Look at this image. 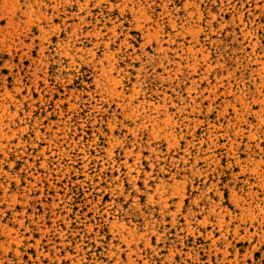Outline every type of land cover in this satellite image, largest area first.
Listing matches in <instances>:
<instances>
[{
	"label": "rangeland",
	"instance_id": "obj_1",
	"mask_svg": "<svg viewBox=\"0 0 264 264\" xmlns=\"http://www.w3.org/2000/svg\"><path fill=\"white\" fill-rule=\"evenodd\" d=\"M0 264H264V0H0Z\"/></svg>",
	"mask_w": 264,
	"mask_h": 264
}]
</instances>
